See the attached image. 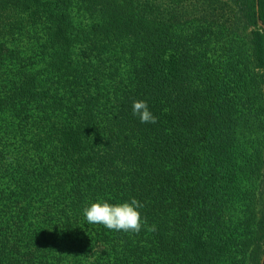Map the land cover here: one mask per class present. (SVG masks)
Returning a JSON list of instances; mask_svg holds the SVG:
<instances>
[{
	"label": "trees",
	"instance_id": "16d2710c",
	"mask_svg": "<svg viewBox=\"0 0 264 264\" xmlns=\"http://www.w3.org/2000/svg\"><path fill=\"white\" fill-rule=\"evenodd\" d=\"M0 264H264V0H0Z\"/></svg>",
	"mask_w": 264,
	"mask_h": 264
},
{
	"label": "clouds",
	"instance_id": "9594fccd",
	"mask_svg": "<svg viewBox=\"0 0 264 264\" xmlns=\"http://www.w3.org/2000/svg\"><path fill=\"white\" fill-rule=\"evenodd\" d=\"M132 114L139 118L142 124H156L158 117L149 109L146 100H135L132 103ZM145 207L137 198L130 202L110 204L107 201L95 202L85 207L83 215L89 224L102 225L113 231L125 233H140L142 230L155 231V225H150L141 209Z\"/></svg>",
	"mask_w": 264,
	"mask_h": 264
},
{
	"label": "rangeland",
	"instance_id": "374dc122",
	"mask_svg": "<svg viewBox=\"0 0 264 264\" xmlns=\"http://www.w3.org/2000/svg\"><path fill=\"white\" fill-rule=\"evenodd\" d=\"M75 16L78 20L80 21H83L84 19H88L89 16L86 14V15H82V13H79L75 10ZM242 229L239 230V232L241 231ZM241 233V232H240Z\"/></svg>",
	"mask_w": 264,
	"mask_h": 264
},
{
	"label": "water",
	"instance_id": "95a60500",
	"mask_svg": "<svg viewBox=\"0 0 264 264\" xmlns=\"http://www.w3.org/2000/svg\"><path fill=\"white\" fill-rule=\"evenodd\" d=\"M261 24V23H260Z\"/></svg>",
	"mask_w": 264,
	"mask_h": 264
}]
</instances>
